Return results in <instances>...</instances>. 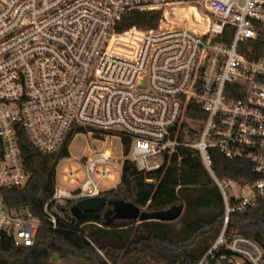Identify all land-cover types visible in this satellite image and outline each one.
I'll list each match as a JSON object with an SVG mask.
<instances>
[{
    "label": "built area",
    "instance_id": "1",
    "mask_svg": "<svg viewBox=\"0 0 264 264\" xmlns=\"http://www.w3.org/2000/svg\"><path fill=\"white\" fill-rule=\"evenodd\" d=\"M130 13L159 19L126 27ZM82 135L120 153L91 146L67 166ZM26 138L59 158L45 223L7 200L31 178ZM181 147L199 153L225 209L197 264H264V245L229 228L264 204V0H0V240L33 246L43 226H77L73 207L119 186L127 162L154 172ZM212 149L254 179L218 178Z\"/></svg>",
    "mask_w": 264,
    "mask_h": 264
},
{
    "label": "trees",
    "instance_id": "2",
    "mask_svg": "<svg viewBox=\"0 0 264 264\" xmlns=\"http://www.w3.org/2000/svg\"><path fill=\"white\" fill-rule=\"evenodd\" d=\"M158 19L157 14L130 13L125 26H150ZM189 117L205 118L194 112ZM22 151L31 178L24 189L6 192L7 200L13 207H29L45 223L43 207L53 195L54 169L59 158L41 155L27 138ZM210 153L218 178L254 179L250 163L226 159L215 149ZM103 197L131 203L148 212L184 205V213L175 222L137 223L105 219L104 208L85 214L77 226L68 230L43 226L33 246H17L9 238L0 240V264H54L55 257L81 258L88 264H197L222 229L225 210L222 195L199 153L190 148H179L169 166L150 173L140 172L127 162L121 184ZM229 228L264 245V204L244 214L232 213Z\"/></svg>",
    "mask_w": 264,
    "mask_h": 264
},
{
    "label": "water",
    "instance_id": "3",
    "mask_svg": "<svg viewBox=\"0 0 264 264\" xmlns=\"http://www.w3.org/2000/svg\"><path fill=\"white\" fill-rule=\"evenodd\" d=\"M110 201L106 197H95L83 200L75 205L72 212L75 216L82 219L87 213H98L102 209L107 208ZM118 215L112 218L124 219L134 222H147V221H159V222H175L184 213V205L175 206L169 210L148 212L142 211L140 208L134 206L131 203H125L119 201Z\"/></svg>",
    "mask_w": 264,
    "mask_h": 264
},
{
    "label": "rangeland",
    "instance_id": "4",
    "mask_svg": "<svg viewBox=\"0 0 264 264\" xmlns=\"http://www.w3.org/2000/svg\"><path fill=\"white\" fill-rule=\"evenodd\" d=\"M94 146L96 147V149H105V148H111L113 150V152L115 154H119L120 153V143L117 140H112V144H110V141H107L106 143H93L91 144L89 142V137L82 135V136H78L75 138L74 142L71 145V159L66 161V165H73L75 159H79L82 156L90 153L89 147ZM121 173V168H118V175H120ZM118 187V186H117ZM116 187V188H117ZM114 188V189H116ZM119 202L117 201H110V204L107 206V210L105 212V219H110L111 217L118 215V209H119ZM143 211H146V209H142ZM139 223V222H137ZM93 246L96 248V250H98L99 254L101 256H104V253L101 252V250H99L97 248V246L92 243ZM106 258V257H105ZM54 264H88L85 260L81 259V258H67V259H61L59 257H55L53 260Z\"/></svg>",
    "mask_w": 264,
    "mask_h": 264
},
{
    "label": "bare ground",
    "instance_id": "5",
    "mask_svg": "<svg viewBox=\"0 0 264 264\" xmlns=\"http://www.w3.org/2000/svg\"><path fill=\"white\" fill-rule=\"evenodd\" d=\"M187 124V126L189 125V126H192L193 124L192 123H186ZM199 127V126H198ZM182 136H183V133L181 134V136H180V138H182Z\"/></svg>",
    "mask_w": 264,
    "mask_h": 264
}]
</instances>
